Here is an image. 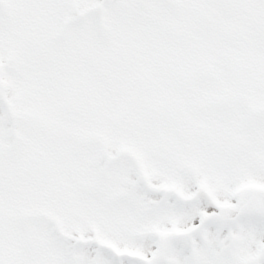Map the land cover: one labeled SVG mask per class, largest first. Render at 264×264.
I'll list each match as a JSON object with an SVG mask.
<instances>
[{"label": "snow or ice", "instance_id": "1", "mask_svg": "<svg viewBox=\"0 0 264 264\" xmlns=\"http://www.w3.org/2000/svg\"><path fill=\"white\" fill-rule=\"evenodd\" d=\"M0 264H264V0H0Z\"/></svg>", "mask_w": 264, "mask_h": 264}]
</instances>
